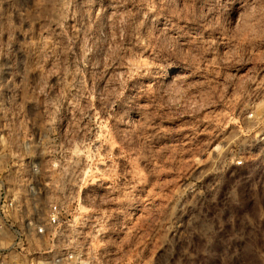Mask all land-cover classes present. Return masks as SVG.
Returning a JSON list of instances; mask_svg holds the SVG:
<instances>
[{
    "label": "clouds",
    "instance_id": "1",
    "mask_svg": "<svg viewBox=\"0 0 264 264\" xmlns=\"http://www.w3.org/2000/svg\"><path fill=\"white\" fill-rule=\"evenodd\" d=\"M0 264H264V0H0Z\"/></svg>",
    "mask_w": 264,
    "mask_h": 264
},
{
    "label": "rangeland",
    "instance_id": "2",
    "mask_svg": "<svg viewBox=\"0 0 264 264\" xmlns=\"http://www.w3.org/2000/svg\"><path fill=\"white\" fill-rule=\"evenodd\" d=\"M106 130L107 129H106V126L104 124H99V130H98V133L97 134H98V136L101 139L105 138V132H106ZM201 143L202 144H205V145L207 144V142L205 140H203V139L201 140ZM200 160H201V157H199V156L188 157V158L185 159L184 163L185 164L195 163V162L200 161ZM201 167H202V165H201ZM179 171L182 173L184 171V169L183 168H180ZM177 181H178V177L168 176L165 179L164 183L165 184H172V183L177 182ZM172 191L175 192L176 189L173 188ZM168 195H171V193H169ZM158 198L165 199L166 200L167 199V196L164 193H161ZM156 254H157V249L155 248V246H153V249H152V252L150 253V255H153L154 256Z\"/></svg>",
    "mask_w": 264,
    "mask_h": 264
}]
</instances>
